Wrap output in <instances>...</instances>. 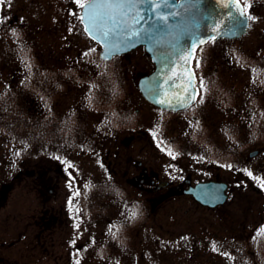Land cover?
Masks as SVG:
<instances>
[{
	"label": "flooded vegetation",
	"instance_id": "1",
	"mask_svg": "<svg viewBox=\"0 0 264 264\" xmlns=\"http://www.w3.org/2000/svg\"><path fill=\"white\" fill-rule=\"evenodd\" d=\"M239 2L243 7V11L247 10L251 15L259 12L264 13V0H239ZM246 4L250 5L247 9H245ZM3 26H5V19L1 18L0 29ZM249 26L250 21H248L246 33ZM246 33L241 37L245 36ZM94 48L98 57L99 49L96 46ZM138 49H141L147 55L144 48L139 47ZM226 52H228L227 47L217 52L218 57L222 58V65L226 63V69L222 68V75L214 76L201 74L203 67L201 63L204 58L209 57V52L196 54L201 61L199 67H195V63L192 61L194 70L197 68L198 72L197 74L195 71L197 74V92L192 104L182 110L161 109L148 103L138 92V79L136 82L133 81L130 87L134 88L137 95L141 97V100L136 102L139 108L134 106L132 114L122 118L120 123L96 130L93 140L83 141L92 148L85 150V152L95 153L93 151L95 149L96 154L100 156L101 169L98 171L99 173L94 172L90 175L81 168V148L77 149L78 155H73L70 153L71 150H67L66 152L69 155L63 156L58 161L61 166V179L65 185L62 188L66 197L64 201L59 198L55 206L53 205L57 198L55 194L57 187L48 188L40 185V188L37 189L35 170L41 167L39 166L41 164L33 163L26 178L14 179L17 182L26 179L28 183L27 190L30 191L35 200L33 202L35 205L31 204L28 208L30 209L28 214L31 213L32 219L30 223H34V212H38L39 218H46L47 220L37 234L13 235L4 237V240L0 236V239L4 241H0L1 253L12 256L15 252L30 251L32 257L39 260L48 259L51 257L50 255H54L52 249L56 239L53 235L58 231L62 236L64 226H72L74 232L67 235V239L75 245L72 249L73 257L69 258L68 264H76L77 261L81 264V258L86 255L93 257L96 262L102 263L109 260V264H112L113 259L120 260V252L116 250L117 248L124 250L126 255L130 256L131 246L126 248L125 245L130 237L128 229L132 218L145 216V199L147 195L187 197L202 208L213 209L201 205L196 202L192 195L186 193L189 186L212 180L194 176L195 174L205 173L201 167L205 164L209 165V157L207 154H199L200 152L192 149V147H222V144H228L226 140H229V137L234 139V145H240L237 135L234 133H236L237 128L240 129L242 126V114H248L250 108L255 106L259 83L264 79L262 76V74L264 75V48L255 53H246L243 48H237L229 53L231 59H226ZM74 57V59L65 60L48 59L42 62L47 66H54L50 70L51 74H47L48 92L44 98L42 97L43 102L41 105L43 108L41 110L46 114L57 112L64 114L76 104L81 103L82 78L80 75L75 76L73 73H77L78 68H81L78 64L83 62V56L76 54ZM243 59L247 60L248 64L246 66L253 69V71L249 70L250 75L246 76L244 80H242L243 77L230 74L233 71V62L238 66L243 63ZM93 62L96 64L95 60ZM256 64H260L259 69L263 68L262 71L258 72V69H254ZM125 79L127 80V77ZM142 105L149 107L156 114L154 123L147 122L149 120L147 116L149 115H141ZM149 131L153 132V142L156 143L158 148L155 154L156 161L166 160V158L171 159L170 157L173 156L179 159L182 157L191 159L188 161L189 165L186 168L181 167L185 174L180 179L162 180L159 177V171L153 165L140 159L143 148L150 147V142L152 143L147 138ZM185 131H187L189 142L187 151L182 148V143L179 141V137L183 136L182 133ZM75 144L80 146V142ZM169 149H171V155ZM188 152L189 154L196 153L198 156L188 155ZM217 167L222 173V163ZM62 168H64V171H62ZM44 169H47V173L51 172L50 165L46 164ZM67 170L68 172H66ZM218 181H220V178ZM6 187L9 190L8 185H1V189H6ZM70 200L72 201L71 204L68 202ZM5 201L6 198L3 193L0 194V209L5 205ZM35 208L36 210H34ZM132 209L134 214H132ZM19 214L20 212L12 215L9 213L6 217H10L14 221L13 219H16ZM79 227L82 229V234L76 232ZM254 228L250 232H253V235L249 237L258 245V243L264 241V238L258 235L259 227ZM64 236L66 237V235ZM17 240L25 243L24 249L21 250L22 247L18 249L17 246H14ZM238 240H241V238ZM257 245V252L264 254V247L261 246V250L260 245ZM233 248L234 246L231 249ZM231 249H228V251L223 250L231 253ZM59 258H61V255H59ZM257 258L255 264H264ZM0 263L10 264L9 258H0ZM12 264L17 263L14 261Z\"/></svg>",
	"mask_w": 264,
	"mask_h": 264
},
{
	"label": "rangeland",
	"instance_id": "2",
	"mask_svg": "<svg viewBox=\"0 0 264 264\" xmlns=\"http://www.w3.org/2000/svg\"><path fill=\"white\" fill-rule=\"evenodd\" d=\"M77 11L79 12L78 8L76 10V5L72 0H11V3H9L8 0H4L3 3H0V19L4 18L7 24H11L13 29L18 30L20 33L24 32V34H26L27 32L32 34L31 40L39 44L42 55H50L51 57L72 58L76 54L83 56L84 52L88 53L93 48V43L82 32L76 20ZM253 16L257 19L255 22L250 21V26L245 36L237 40L222 42V49L224 50V47L228 48V52L225 53L226 59H231L229 53H232L237 48H243L246 53H255L256 51H260L261 48L263 50L264 13H253ZM0 32L6 35L7 41L12 42L11 44H16L18 41L24 40L23 37L20 38L15 31H11V29H8L6 26L0 29ZM208 52L209 60L213 57V59L219 60V65L218 67H214V64L210 68L206 64L202 67L201 74L207 76L222 75V68L224 70L226 69V63L222 65V58L220 59L218 57L217 51L213 52V54L210 51ZM85 58L87 59V56ZM234 59L238 61L236 58ZM246 61V59H243V63L238 66L233 62V71H231L230 74L243 77L242 80H244L246 76L248 77L250 72L249 68L246 66V64H248ZM120 62L125 66L127 77V80H125L128 82V85L133 81L136 82L139 77L152 70V64L149 58L141 49H136L125 54ZM215 68L217 69L216 71L214 70ZM135 107L139 108V106ZM135 107H133V109ZM141 109L142 116L149 115L147 116L149 119L147 122L154 123L156 114L145 105H142ZM80 111L81 113L83 111L88 112V110L83 108H81ZM90 111L91 110H89V112ZM102 114L105 117L107 116L105 112ZM101 118L103 119L102 115ZM152 135L153 132L151 131L147 133V138L151 140L152 143L150 142V147L147 146V148H143L140 159L153 165L159 171V177L162 180L171 178L180 179V177L185 174V172L181 170V167L186 168L189 165L188 161L191 159L170 157L171 159L166 158V160L162 159L156 161L155 154L158 148L156 143L153 142ZM248 138L249 136L245 135L244 140L246 141ZM226 142L228 144H222V147L233 146L235 144L234 139L230 137ZM70 148L71 149H68L71 150L70 153L78 155L75 147ZM193 148L201 151L203 147L198 146ZM255 149L257 148L248 150L244 153V161H246V164L254 157H250L249 153ZM93 151L95 153L82 151V160H80L82 161L81 168L90 175L94 172L99 173L98 171L101 169L99 164L100 156L96 154L95 149ZM214 155H211L212 157L208 156L210 158L208 160L209 165L205 164L201 167L205 173L201 175L195 174L194 176L203 177V179L210 178L212 180H219L220 178V181L227 183L228 190L226 202L222 206L207 209L196 205L194 201L187 197L147 195L145 203L149 204V210H147V213H145V216L142 218H132V222L128 229L130 233L127 232L130 237L127 235L129 238L125 243L126 248L131 246V248L134 247L133 250L137 251V253H135L137 260L133 262L131 256L126 255L124 250L117 248L116 250L120 252V260L117 259V262L116 259H113L112 264H132L131 262L134 264H179V254H166L164 250L159 252L151 242H147V235L151 234L155 238L161 239V241L169 237L173 238L175 241L177 239L176 237H178L180 242L178 240L175 242L178 243L176 247L184 246V236L186 234L192 237L195 235L202 240L204 238H209L210 241H219L218 246L213 245L211 249L208 250L209 253L207 254L209 255L212 253L215 256V264H243L247 263L248 260L250 261V259L251 262L255 264L256 257L260 259L261 263H264V257L261 258L264 254L262 252H257V244L251 240L249 237L250 235H248L255 229L254 227L260 224V222L261 224L258 229L262 232L264 231V190L261 189L259 182H255L259 175L257 177L255 174L248 176L242 172L240 168L236 171L231 165L229 166L228 164L222 163V153ZM220 163H222V173L217 167ZM38 164H41L39 165L41 167L35 170L37 189L40 188V185L47 186L48 188L57 187L55 193L57 198L53 203L55 206L59 198L62 201L66 198L62 189L65 185L61 179L60 163L48 158ZM46 164L51 167L50 173H47V169H44ZM32 166L33 164L28 163L22 165L16 171H13L10 180H8L9 182L6 181L4 184H1L8 185L9 190L7 187L6 189H1L0 185V194L3 193L6 198L5 205L0 209V236L3 240L5 239L4 237L13 235L37 234L47 220L46 218H39L38 212H34V223H30L32 219L31 213L28 214L30 210L28 208L31 204L35 205L33 203L35 200L33 199V195L30 194V191L27 190L28 183L26 179L18 181L19 183L16 181L18 178H26ZM252 167L253 165L251 164V168ZM62 171H64V168H62ZM66 172H68V170ZM9 183L11 185H9ZM34 210H36V208ZM19 212L20 214L17 215L16 219H13L14 221H12L10 217H6L9 213L12 215ZM133 212L134 210L132 209V214H134ZM73 232L72 226H64L62 236L56 231L53 235L54 239H56L52 249L54 255H50L51 257L48 259L39 260L32 257L33 255L30 251H22V253L15 252L12 256H8L0 251V258H9L10 264L14 261L17 264H68L69 258L71 259L73 257L72 249L75 244L67 239V235H71ZM76 232L82 234L81 227H79ZM64 235H66V237ZM246 236H248L247 239ZM262 237L264 238V235ZM239 238L243 240L241 244H232L233 241ZM2 239H0V241L4 242ZM228 242H231L229 247L226 246ZM24 245L25 243H22L21 240H17L14 244L18 249L22 247L21 250L24 249ZM232 246H234L235 249L233 251L234 255H228L230 253L223 251V249H231ZM59 255H61V258H59ZM207 255L205 257H207ZM155 259L156 262H154ZM106 261L107 262L102 263L96 262L93 260V257H89V255L81 258V264H109V260Z\"/></svg>",
	"mask_w": 264,
	"mask_h": 264
},
{
	"label": "trees",
	"instance_id": "3",
	"mask_svg": "<svg viewBox=\"0 0 264 264\" xmlns=\"http://www.w3.org/2000/svg\"><path fill=\"white\" fill-rule=\"evenodd\" d=\"M74 4L76 10L77 8L79 10L77 3L74 2ZM5 26L15 31L24 40L11 44L12 42L7 41L6 35L0 32V185L6 181L9 182L13 171L22 165L40 163L48 158L59 161L63 156L69 155L66 151L70 147L81 148L84 152L92 149L84 142L93 140L96 130L115 126L122 118L131 115L132 108L137 106L138 100H141L136 90L131 88L125 80V66L120 62L123 56L104 62L96 56L94 48L96 44H93V48L88 53H83V62L78 64L81 68H78L77 73H73L82 78L81 103L76 104L64 114L58 112L46 114L41 110L42 97L44 98L48 92L47 76L51 74L50 70L54 66H47L42 62L48 59L71 58L42 55L39 44L31 40L32 34L20 33L6 21ZM222 42L227 40L209 41L202 47V52L222 51ZM199 53H201L200 50H198ZM218 61L213 57L211 60L206 57L201 64L203 66L207 64L210 68L215 64L214 67H218ZM260 67V64H256L254 69L260 72L263 69H259ZM249 70L253 71L250 68ZM195 71L197 72V68ZM262 76L264 77L263 74ZM81 108L91 111L81 113ZM101 112H105L107 116L105 117ZM242 119V126L235 131L240 145L203 147L201 151L199 150V154H207L210 157L222 153V163L231 165L236 171L240 168L248 176H250L249 172L256 177L259 175L258 181L255 182H259L260 185L264 183V79L259 83L255 106L250 108L248 114L243 113ZM182 134L179 141L182 143V148L187 151L189 149L187 131ZM245 135L249 136L246 141ZM76 142H80V146L75 144ZM254 148H257L259 152L246 164L244 153ZM192 149L197 151L193 147ZM187 154L198 156L196 153L188 152ZM147 210H149V204L146 203L145 213ZM258 235L263 236L264 232L259 230ZM176 238L175 241L170 237L161 241L151 234L147 235V242H151L159 252L164 250L166 254H179V264H215V256L212 253L207 254L213 245L218 246L219 241H210L209 238L202 240L195 235L192 237L186 234L184 246L176 247L178 243L175 242L177 240L180 242V239ZM231 242H228L226 246L229 247ZM242 242L243 240H235L232 244L237 245L236 243ZM259 245L262 250L264 241ZM133 248H131L130 256L135 262L137 252ZM233 250L234 248L228 255H234ZM133 262L131 263L134 264ZM243 264H252L251 259Z\"/></svg>",
	"mask_w": 264,
	"mask_h": 264
},
{
	"label": "water",
	"instance_id": "4",
	"mask_svg": "<svg viewBox=\"0 0 264 264\" xmlns=\"http://www.w3.org/2000/svg\"><path fill=\"white\" fill-rule=\"evenodd\" d=\"M172 10L178 12L175 20L170 18L169 23L173 27L170 31L157 37V42L150 44L143 40H136L133 47L126 41H122L120 37H110L111 42L120 49L116 54L110 56L105 55L107 50L104 42L98 38H92V35L85 31L88 21L80 19V22L84 32L99 44L101 49L99 57L102 60H110L116 55H122L136 47L143 46L154 64V69L151 73L138 79L137 88L140 94L145 100L160 108L177 111L188 107L196 95V77L191 62L185 63L180 59L184 49L191 45L194 38L204 40L203 45L209 41L208 37L212 35L216 36L215 40L238 38L245 34L248 22L235 31L229 30L232 23L229 14L239 18V12L243 11L242 5L239 3L238 7L233 6L232 0H175V7ZM83 14L84 9H81L80 17ZM217 21H221L223 26L220 27L219 32H213L212 25H215ZM200 46L202 45H198V47ZM177 48L180 51H177ZM189 72L191 73L192 85L188 88V93L185 94L182 91V86H187V74ZM178 75L181 78L175 80L173 84L169 78ZM257 153V150L252 151L249 156L253 157ZM226 189L227 184L225 182L206 181L189 186L186 193L192 195L197 202L204 206L215 207L225 202Z\"/></svg>",
	"mask_w": 264,
	"mask_h": 264
},
{
	"label": "snow or ice",
	"instance_id": "5",
	"mask_svg": "<svg viewBox=\"0 0 264 264\" xmlns=\"http://www.w3.org/2000/svg\"><path fill=\"white\" fill-rule=\"evenodd\" d=\"M3 2L4 0H0V3ZM8 2L11 3V0ZM74 2L84 9V14L80 19L88 21L85 31L92 35V38H98L104 42L107 50L106 56L116 54L120 50L117 45L111 42L110 37H120L122 41H126L133 47L136 40H143L151 44L157 42V37L162 33L170 31L173 27L169 23L170 18L175 20L178 15L177 11L172 10L175 7V0H83V2L74 0ZM232 2L233 6L238 7L239 0H232ZM248 7L250 5L246 4L245 9ZM229 19L232 22L229 30L235 31L242 25H246L248 21L255 22L257 18L245 10L239 12V18L230 13ZM221 26H223L221 21H217L215 25H212L213 32H219ZM208 39L215 40L216 36H209ZM203 43L204 40L194 38L191 45L184 49L180 59L185 63L194 61L195 67H199L201 61L196 56V50L198 45H203ZM199 50L202 52V47ZM177 51L180 49L177 48ZM180 78L178 75L170 77L169 80L174 84L175 80ZM191 85V73L189 72L187 86H182V91L187 94ZM161 103L164 102L161 101ZM169 154H172L171 149H169ZM248 174L252 175L250 172ZM260 187L264 190V183H261ZM69 203L71 204L72 201L70 200ZM76 264H79V261Z\"/></svg>",
	"mask_w": 264,
	"mask_h": 264
}]
</instances>
